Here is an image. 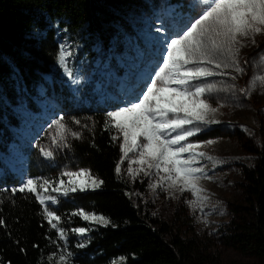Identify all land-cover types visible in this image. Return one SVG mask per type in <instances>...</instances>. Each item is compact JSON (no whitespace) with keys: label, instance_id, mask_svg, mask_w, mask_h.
<instances>
[{"label":"trees","instance_id":"1","mask_svg":"<svg viewBox=\"0 0 264 264\" xmlns=\"http://www.w3.org/2000/svg\"><path fill=\"white\" fill-rule=\"evenodd\" d=\"M178 5L180 0H169ZM143 0H0V154H10L15 132L24 118L19 105L33 112L40 103L57 105L63 115L91 120L82 141L73 147L101 187L60 197L51 210L61 216L51 227L34 193L12 191L22 186L20 174L0 159V264H194V248L168 242L164 229L143 215L134 186L117 171L120 146L108 109L76 105L59 66L61 40L78 43L101 66L116 57V32L127 9ZM43 89V90H42ZM43 164L40 163V168ZM47 170V169H46ZM46 170H42L46 172ZM50 171V170H47ZM33 173H37L33 171ZM245 216L236 224L235 246L264 262V151L244 172ZM83 209L106 217L108 225L85 221L73 213ZM89 228L83 235L71 229ZM64 229L67 239H61ZM83 243L85 247L79 245ZM72 253L73 257H69Z\"/></svg>","mask_w":264,"mask_h":264},{"label":"rangeland","instance_id":"2","mask_svg":"<svg viewBox=\"0 0 264 264\" xmlns=\"http://www.w3.org/2000/svg\"><path fill=\"white\" fill-rule=\"evenodd\" d=\"M143 2V6L123 12L128 25L122 23L117 30L116 57L101 66L102 72H98V60L87 54L79 55L78 43L62 38V50L71 53L65 56V61L72 74H68L60 61L59 66L76 105L98 104L107 107L108 112L129 106L127 102L134 99L133 93L139 95L145 91L149 76L154 79L155 72L163 67L164 45L178 38L181 30L186 31L202 14L198 0H180L178 5L170 4L169 0ZM244 45L239 60L246 68L245 74H237L231 68L221 69L218 71L227 74L197 82L216 86L215 91L205 93L202 98L216 109L209 113V118L219 123L200 125L201 132L181 142L197 145L194 151L206 154L197 158L194 167L204 169L198 181L204 192L199 195L207 199L197 201L190 190L181 192L179 185L172 187L169 181H161L166 175L162 168L157 174L155 168L149 170L144 165L149 172L145 175L140 171L142 166L135 163L139 159L138 151L124 156L122 134L113 124L120 146L118 173L134 186L137 206L153 220L155 227L164 229L168 242L174 239L194 248V264H264L258 256L237 250L234 239L236 224L244 218L247 206L244 172L253 165L258 151H264V85L256 81L254 89L249 87L253 77L264 75V34L256 35L255 44L247 39ZM18 108L24 116L22 124L15 132L16 141L9 146L10 154L2 153L0 159L11 171L20 174L22 184L28 179L38 182L47 179L52 182L47 186V195H55L59 200L62 195L52 189L60 186V180L64 181L63 186H68L70 179H75L64 173L86 169L96 178L73 147L75 141L84 139L91 123L88 117H81L76 123V119L63 115L50 100L40 103L37 113L27 107L26 101ZM61 118L68 132L65 140L57 143L53 140L54 137L59 140L53 121ZM72 132L80 136L74 137ZM41 148L53 151V158L45 157ZM129 168L135 174L129 173ZM38 192L45 195L39 188ZM55 205L49 207L46 201L42 206L51 210Z\"/></svg>","mask_w":264,"mask_h":264},{"label":"snow or ice","instance_id":"3","mask_svg":"<svg viewBox=\"0 0 264 264\" xmlns=\"http://www.w3.org/2000/svg\"><path fill=\"white\" fill-rule=\"evenodd\" d=\"M198 5L202 12L199 18L195 19L186 31L181 30L182 34L178 35V38H172L170 43L164 45L166 56H162L163 67L155 72L154 79L149 76L150 83L144 84L146 90L139 95L133 93L134 99L127 102L129 106L108 112L110 123L106 124V127L110 128L114 124L122 134L121 148L125 157L130 152L138 151L139 159L135 163L142 166L140 171H144L145 175L149 172L145 171L144 165H147L149 170L155 168L157 174L162 168L166 175L160 178L161 181H169L172 187L179 185L181 192L190 190L197 196V201H202L207 197L199 195L204 189L199 186L198 181L199 174L203 173L204 169L194 165L198 157H204L206 154L194 151L197 145L181 142L201 132L200 125L219 121L209 118V113L215 112L216 109L202 98L205 93L215 91L216 86L197 82L202 78L227 74L218 71L221 69L231 68L237 74H245L246 68L241 66L239 60L240 50L245 46L244 40L250 39L255 44L256 35L264 34V0H198ZM67 55L71 53L62 50L60 62L71 75L72 70L67 67L65 61ZM244 63L248 64L249 61ZM232 78L236 79L235 76ZM256 81L264 85V75L255 76L249 81L251 89L255 88ZM62 121L63 118L53 121L59 137L58 141L56 137L53 140L57 143L64 141L68 132ZM188 125L191 127H186ZM71 135L79 137L80 133L72 132ZM41 152L45 157L53 158V151L41 148ZM185 154H188L186 158ZM116 171H120L119 166ZM128 171L135 174L132 168ZM64 175L75 179H70L68 186H63L64 181L60 180V186L52 189L64 197L76 191L94 190L103 184V181L94 178L86 169L67 172ZM50 183L52 182L47 179L39 182L28 179L19 189L12 191L27 190L35 193L40 204L44 205L47 201L50 207L58 202L57 196L47 195V186ZM38 188L43 190L44 196H41ZM49 207H45L44 214L51 227L56 229L58 225L53 221H60L61 216L56 215V210H49ZM73 215L98 224L110 223L106 217L85 212L83 209ZM71 231L83 235L90 229L77 227ZM59 235L61 239H67L64 229H60ZM79 247L83 248L85 245L81 243ZM71 255L72 253H68L69 257ZM60 259L64 264L65 256Z\"/></svg>","mask_w":264,"mask_h":264}]
</instances>
